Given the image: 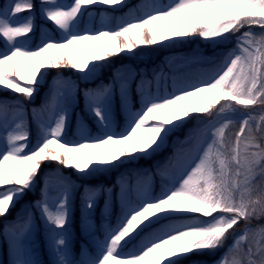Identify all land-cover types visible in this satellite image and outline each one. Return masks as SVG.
<instances>
[{
  "label": "rangeland",
  "instance_id": "374dc122",
  "mask_svg": "<svg viewBox=\"0 0 264 264\" xmlns=\"http://www.w3.org/2000/svg\"><path fill=\"white\" fill-rule=\"evenodd\" d=\"M144 28L186 45L134 58L119 36ZM0 92V264H264V2L0 0Z\"/></svg>",
  "mask_w": 264,
  "mask_h": 264
},
{
  "label": "trees",
  "instance_id": "16d2710c",
  "mask_svg": "<svg viewBox=\"0 0 264 264\" xmlns=\"http://www.w3.org/2000/svg\"><path fill=\"white\" fill-rule=\"evenodd\" d=\"M264 1V0H260ZM120 41L124 47H132L133 53L132 57L137 58L140 56L143 57H150V58H158L160 59L161 57L165 56L168 53H171L175 51V49L179 45H184L183 43H169L168 41H164L163 43H158L155 34L149 29V28H144L141 31H132L128 30L127 33L123 36H121ZM131 57V58H132ZM106 59L109 61V64H121V63H129L128 59L130 57H127L125 55H108L106 56ZM4 95V93L0 92V96ZM253 134H255V140L258 141V143H262V139L264 138V129L257 131H254ZM262 149H264V146H261ZM52 167L53 163L50 160L47 161H41L39 163V167L34 170L35 173L39 174L43 172L46 168ZM109 171L106 170H99L97 174L103 175L106 174L107 172L109 174H113V169L114 168H109ZM90 180V181H94ZM261 180V179H260ZM258 181L259 184H261L262 181ZM17 207L11 209L10 213L5 216V218H12L14 215V212L16 211ZM82 218L80 217V211L78 208V203L75 202L73 203V214H72V222L71 226L74 228L75 235L73 237V248L76 251L78 249V240H79V234H80V223H81ZM101 219L97 215V221L100 224ZM189 258H184L179 261H177L174 264H188Z\"/></svg>",
  "mask_w": 264,
  "mask_h": 264
},
{
  "label": "bare ground",
  "instance_id": "6f19581e",
  "mask_svg": "<svg viewBox=\"0 0 264 264\" xmlns=\"http://www.w3.org/2000/svg\"><path fill=\"white\" fill-rule=\"evenodd\" d=\"M222 93V92H221Z\"/></svg>",
  "mask_w": 264,
  "mask_h": 264
}]
</instances>
